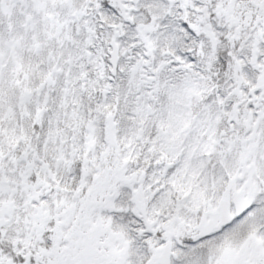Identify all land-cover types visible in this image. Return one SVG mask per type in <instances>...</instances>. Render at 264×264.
Masks as SVG:
<instances>
[{"label": "snow or ice", "instance_id": "1", "mask_svg": "<svg viewBox=\"0 0 264 264\" xmlns=\"http://www.w3.org/2000/svg\"><path fill=\"white\" fill-rule=\"evenodd\" d=\"M0 264H264V0H0Z\"/></svg>", "mask_w": 264, "mask_h": 264}]
</instances>
